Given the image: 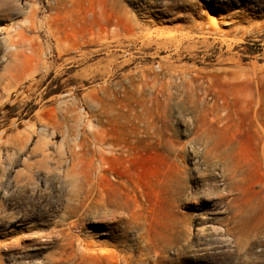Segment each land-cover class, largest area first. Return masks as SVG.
I'll list each match as a JSON object with an SVG mask.
<instances>
[{
	"label": "rangeland",
	"instance_id": "rangeland-1",
	"mask_svg": "<svg viewBox=\"0 0 264 264\" xmlns=\"http://www.w3.org/2000/svg\"><path fill=\"white\" fill-rule=\"evenodd\" d=\"M0 148V264H264V0H0Z\"/></svg>",
	"mask_w": 264,
	"mask_h": 264
},
{
	"label": "bare ground",
	"instance_id": "bare-ground-1",
	"mask_svg": "<svg viewBox=\"0 0 264 264\" xmlns=\"http://www.w3.org/2000/svg\"><path fill=\"white\" fill-rule=\"evenodd\" d=\"M6 49H8V50H11V49H13V48H15L13 45H6V47H5ZM175 79V78H174ZM181 79H182V81H181V83H179V85L178 86H180V90L179 91H181V92H183V93H189V92H196V89H200L201 87H200V85H199V83H196L195 82V79H198V78H192L191 76H188V75H186L185 73H182L181 74ZM201 80V79H200ZM161 82V81H160ZM179 82V81H178ZM202 84H204L203 82H202ZM170 85V84H169ZM171 86H173V85H171ZM209 86V85H208ZM177 87V86H176ZM141 90H142V88H141ZM175 90V89H174ZM203 90V89H202ZM175 91H177V90H175ZM199 93H200V91H199ZM169 94V93H168ZM177 94V93H176ZM195 94V93H194ZM198 94V93H197ZM183 95V94H182ZM175 96V95H174ZM185 96V95H184ZM211 96V95H210ZM209 96V97H210ZM169 97H170V94H169ZM208 97V98H209ZM144 98V97H143ZM163 98V97H162ZM173 98V97H172ZM183 98V97H182ZM185 98H187V96L185 97ZM184 98V100L186 101V99ZM179 100V99H178ZM213 100V99H212ZM131 101V100H130ZM184 101V102H185ZM188 101V100H187ZM183 102V101H182ZM197 102V100L195 101V103ZM213 102L214 103H216V98H214V100H213ZM179 103H180V101H179ZM194 103V104H195ZM177 104V103H176ZM253 104L255 105V108L256 107H258V105H259V102H258V100H254L253 101ZM187 105V104H186ZM218 105V104H217ZM143 106L144 105H142L141 106V111H143ZM171 108V107H170ZM192 108H193V106H192ZM192 108H190V110L192 109ZM198 108V107H197ZM172 109V108H171ZM196 108H194V110H195ZM183 110H185V109H183ZM182 109H181V112L183 111ZM197 110V109H196ZM195 110V111H196ZM114 111V110H113ZM115 112H116V110H115ZM184 112V111H183ZM121 113V112H120ZM202 113V112H201ZM255 113H257V112H255ZM200 114V113H199ZM139 116V115H138ZM144 116V115H143ZM146 116V115H145ZM170 116H171V114H170ZM167 118H168V116H167ZM201 118H203V117H201ZM140 119H142V117H140ZM189 119V118H188ZM82 120V119H81ZM197 120V119H196ZM165 122V121H164ZM161 124V123H160ZM169 126V125H168ZM197 126V125H196ZM195 126V127H196ZM167 128V127H166ZM197 129H198V126L196 127ZM163 130V129H162ZM154 133V132H153ZM156 133V132H155ZM165 133V132H164ZM164 133H162L163 135H164ZM195 135H194V137H193V139H197V140H199L200 139V136L204 133V131L202 130V129H198V130H196L195 132ZM39 135V134H38ZM41 136V135H40ZM203 137V136H202ZM63 138V137H62ZM47 140L49 141V139H45L44 138V134H43V137H41V138H39L38 139V141L35 143V146L32 148V151H39V152H41V153H45V151H46V142H47ZM48 143V142H47ZM172 143H174L173 141H172ZM175 144V143H174ZM176 144H178V143H176ZM181 144H183V143H181ZM48 145V144H47ZM215 145V144H214ZM32 146V145H31ZM175 148H177V147H175ZM0 150H1V148H0ZM174 150V149H173ZM176 150H179V149H176ZM212 150V149H211ZM13 152V151H12ZM171 152V151H170ZM46 153H47V151H46ZM209 153H211V151L209 150ZM11 154V153H10ZM14 154V153H13ZM49 154V153H48ZM182 154V153H181ZM180 154V155H181ZM207 153H205V156H207L208 157V155H206ZM215 155V154H214ZM213 155V156H214ZM44 155H42V157H43ZM48 156V155H47ZM60 156V155H59ZM183 156V155H182ZM41 157V158H42ZM176 157V156H175ZM209 157H212L211 155L209 156ZM45 158V157H44ZM48 158V157H47ZM214 158V157H213ZM57 159H59V158H57ZM8 160H10V159H8ZM209 161H210V158L208 159ZM43 161V160H42ZM49 161V160H48ZM58 161V160H57ZM65 162H67V160H61V161H59V163L61 164L60 166H58L57 167V169H56V175L58 176V177H69L72 173H73V170H74V164L72 163V164H70V166L68 167V165L66 166V168H64L63 166H62V163H64V164H66ZM28 164L26 165V167H25V170L26 171H28L29 173H30V166H28L29 165V162H27ZM44 163V162H43ZM210 163V162H209ZM42 166H43V164H42ZM32 168V167H31ZM48 168V167H47ZM43 169V168H42ZM52 168H50L49 170H51ZM47 170V169H46ZM97 170V169H96ZM5 171V168L3 167V165H2V163L0 162V180L2 179V178H4V172ZM45 171V170H44ZM48 171V170H47ZM46 171V172H47ZM51 172V171H50ZM49 172V173H50ZM53 172V171H52ZM22 173V172H21ZM20 173V170H17L16 172H15V175L12 177L13 179V184H14V186H16V184L17 183H19L18 181V179H19V175L21 174ZM14 174V173H13ZM23 174V173H22ZM33 175L30 173V174H28V178H29V180L30 179H33V177H32ZM27 180V179H26ZM62 180V179H61ZM83 180H85V179H83ZM86 181V180H85ZM11 182V181H10ZM35 182H36V180H35ZM83 182V181H82ZM86 183H88V182H86ZM2 183L0 182V190L2 189L3 190V193L6 195V191H5V188H3V186L1 185ZM33 184V183H32ZM19 185V184H18ZM30 185V184H29ZM35 185V184H34ZM7 186V185H6ZM11 186V185H10ZM34 187V186H33ZM38 187H39V185H38ZM15 189V188H14ZM10 192V191H9ZM1 199V198H0ZM96 201V200H95ZM58 207V206H57ZM1 212V211H0ZM63 230V229H62ZM73 233V232H72ZM83 245V244H82ZM88 251V250H87ZM86 251V252H87ZM72 253V252H71Z\"/></svg>",
	"mask_w": 264,
	"mask_h": 264
}]
</instances>
